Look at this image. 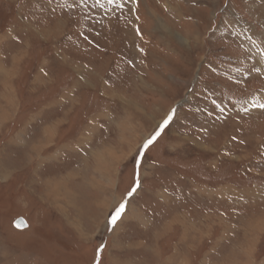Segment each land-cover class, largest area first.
<instances>
[{"label":"rangeland","instance_id":"374dc122","mask_svg":"<svg viewBox=\"0 0 264 264\" xmlns=\"http://www.w3.org/2000/svg\"><path fill=\"white\" fill-rule=\"evenodd\" d=\"M261 104L264 0H0V264H264Z\"/></svg>","mask_w":264,"mask_h":264},{"label":"snow or ice","instance_id":"6c2138e0","mask_svg":"<svg viewBox=\"0 0 264 264\" xmlns=\"http://www.w3.org/2000/svg\"><path fill=\"white\" fill-rule=\"evenodd\" d=\"M109 2H111V0H109ZM259 107H261V108H264V104H261V105H259ZM171 115L167 118V119H165L164 120V122H163V125H161V129H163V127L164 126H166L168 123H169V121L171 120ZM160 135V132H157L151 139H149L147 142H146V144H145V148H147L148 147V145H151L153 142H154V140L156 139V137L157 136H159ZM139 180H137L136 181V186L135 187H133L132 188V190H131V192H129V195H132V193H134L135 191H136V189L139 187ZM125 211V204H120V206L117 208V210H116V212H115V215L112 217V219H111V222L113 223V224H115L116 223V221L121 217V214L123 213Z\"/></svg>","mask_w":264,"mask_h":264},{"label":"water","instance_id":"95a60500","mask_svg":"<svg viewBox=\"0 0 264 264\" xmlns=\"http://www.w3.org/2000/svg\"><path fill=\"white\" fill-rule=\"evenodd\" d=\"M14 225L19 228H26L28 226V222L24 217H18L15 221H14Z\"/></svg>","mask_w":264,"mask_h":264},{"label":"crops","instance_id":"0c3cea01","mask_svg":"<svg viewBox=\"0 0 264 264\" xmlns=\"http://www.w3.org/2000/svg\"><path fill=\"white\" fill-rule=\"evenodd\" d=\"M2 120V119H1Z\"/></svg>","mask_w":264,"mask_h":264}]
</instances>
